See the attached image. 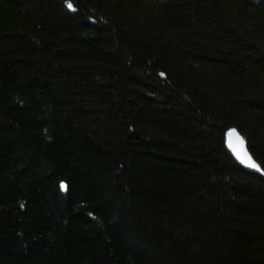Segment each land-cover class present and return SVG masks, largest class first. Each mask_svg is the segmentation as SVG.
<instances>
[{"label": "trees", "instance_id": "1", "mask_svg": "<svg viewBox=\"0 0 264 264\" xmlns=\"http://www.w3.org/2000/svg\"><path fill=\"white\" fill-rule=\"evenodd\" d=\"M71 3L0 0V264H264V0Z\"/></svg>", "mask_w": 264, "mask_h": 264}, {"label": "snow or ice", "instance_id": "2", "mask_svg": "<svg viewBox=\"0 0 264 264\" xmlns=\"http://www.w3.org/2000/svg\"><path fill=\"white\" fill-rule=\"evenodd\" d=\"M67 7L70 10H75L71 0H66ZM163 76L164 73H161ZM227 136L229 137L228 146L236 155L237 159L241 160V163H246L247 166L255 168L257 171L264 172V169L260 167V165L252 159L251 155L247 152V149L244 147L245 141L244 138L239 135L235 128L229 129ZM235 136L236 143H233L232 137ZM65 187L63 182L61 183V188Z\"/></svg>", "mask_w": 264, "mask_h": 264}, {"label": "water", "instance_id": "3", "mask_svg": "<svg viewBox=\"0 0 264 264\" xmlns=\"http://www.w3.org/2000/svg\"><path fill=\"white\" fill-rule=\"evenodd\" d=\"M240 135V134H239ZM241 136V135H240ZM242 137V136H241ZM236 137L233 136L232 137V140H233V143H236ZM228 140H229V137L227 136L226 134V148L228 150V152L230 153V155L232 156V158L234 159V161L236 163H238L242 168H244L245 170L251 172V173H255V174H261V171H257L255 168H252V167H249L247 166L246 163H241V160L237 159L236 155L233 153V151L229 148L228 146ZM244 147L246 148V144H244ZM247 149V148H246ZM248 152V150H247ZM249 153V152H248ZM250 154V153H249ZM253 159V158H252ZM254 160V159H253ZM62 192H65V187L61 188Z\"/></svg>", "mask_w": 264, "mask_h": 264}]
</instances>
